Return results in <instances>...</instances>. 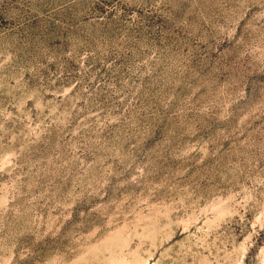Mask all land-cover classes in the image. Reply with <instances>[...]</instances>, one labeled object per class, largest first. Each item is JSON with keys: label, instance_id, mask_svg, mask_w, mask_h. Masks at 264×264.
Wrapping results in <instances>:
<instances>
[{"label": "rangeland", "instance_id": "rangeland-1", "mask_svg": "<svg viewBox=\"0 0 264 264\" xmlns=\"http://www.w3.org/2000/svg\"><path fill=\"white\" fill-rule=\"evenodd\" d=\"M0 264H264V0H0Z\"/></svg>", "mask_w": 264, "mask_h": 264}]
</instances>
